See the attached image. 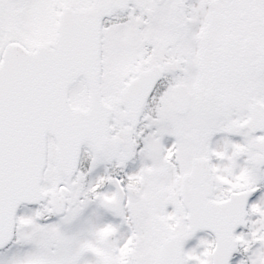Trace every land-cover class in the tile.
<instances>
[{
	"label": "snow or ice",
	"instance_id": "1",
	"mask_svg": "<svg viewBox=\"0 0 264 264\" xmlns=\"http://www.w3.org/2000/svg\"><path fill=\"white\" fill-rule=\"evenodd\" d=\"M0 264H264V0H0Z\"/></svg>",
	"mask_w": 264,
	"mask_h": 264
}]
</instances>
